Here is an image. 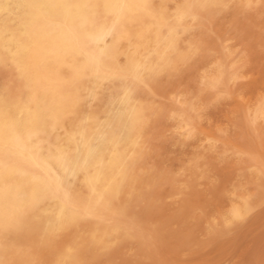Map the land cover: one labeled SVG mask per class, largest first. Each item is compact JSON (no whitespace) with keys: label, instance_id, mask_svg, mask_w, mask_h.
Returning <instances> with one entry per match:
<instances>
[{"label":"rangeland","instance_id":"rangeland-1","mask_svg":"<svg viewBox=\"0 0 264 264\" xmlns=\"http://www.w3.org/2000/svg\"><path fill=\"white\" fill-rule=\"evenodd\" d=\"M12 4L13 7L17 6L15 2ZM19 10H24L26 22L24 31L18 36L19 44L23 49L17 64L3 57L0 50V112L2 110L0 121L2 116L16 115L20 122L15 132L17 131L18 136L24 141L30 137L34 139L36 136L34 140L39 142L36 150L33 149V153L38 158L46 160L52 170L54 169L53 174L60 177L62 181L59 188L49 184L41 170L29 163L22 154L14 150V146H11L13 145L12 134L0 128V146H2L0 147V198L2 200L0 221L3 222V226H0L3 231L2 233L0 230L2 235V237L0 235V264H264V0H75V2L74 0H20ZM109 18L110 21H108ZM19 22L12 14H0V33L13 29L19 31ZM102 26L108 29V33L102 41L98 42L100 38L92 37V34L97 27ZM69 31H75L73 34L79 40V46L73 47L71 43L68 44L66 36ZM63 47L67 48V51ZM40 55L43 57L40 58L42 60L38 58ZM60 61L63 62L62 65ZM6 67L13 73L6 70ZM45 73H50V76ZM63 80H67L66 83ZM33 82H37L42 87L37 94V106L24 109L19 113L18 101L21 103L27 98L30 92L28 86ZM261 104L262 110L259 108ZM33 109L39 117V123L36 124H33L37 120L33 116ZM83 127L86 128L85 132L82 131ZM111 137H114L120 148L118 160L115 151L106 146ZM253 137L258 138L257 141L252 140ZM88 140L95 141L97 155L102 158L103 163L101 165L97 163L93 169L90 168L87 171L79 167V160L82 158V148ZM251 146L253 148L255 146V149L250 148ZM254 150L257 152L255 153ZM33 167L37 168H35L36 171ZM31 170L34 171L31 172ZM96 172L99 174L97 182L91 181V183L86 180L87 178L85 179L88 174ZM221 173L223 174L220 175ZM79 182H81L80 187ZM37 186L39 189L36 188ZM64 188L67 194L63 191ZM142 190H144L143 193ZM111 196H114V199ZM74 200L78 201L75 203ZM62 207H64V215L59 219L57 215ZM137 210L140 211L137 212ZM12 212L15 213L14 219L17 223H14L13 218H8ZM34 213L36 215H33ZM17 214L20 215L17 216ZM160 220H163V223ZM24 221L28 223V226L23 223ZM4 225H8V228ZM99 225L102 226L99 227ZM28 232L29 234L31 232L30 236ZM5 237H12L14 242L11 239L7 241ZM69 242H71L70 245ZM21 249H23L22 252ZM91 251L94 255L90 253ZM103 259H107L109 263L107 260L104 262Z\"/></svg>","mask_w":264,"mask_h":264},{"label":"bare ground","instance_id":"bare-ground-1","mask_svg":"<svg viewBox=\"0 0 264 264\" xmlns=\"http://www.w3.org/2000/svg\"><path fill=\"white\" fill-rule=\"evenodd\" d=\"M63 1V0H62ZM70 1V0H69ZM153 1V0H152ZM172 1V0H171ZM12 2H15V4H17V6L15 5L14 7L12 6L13 4H12ZM31 2V1H30ZM74 2H75V0H74ZM128 2V1H127ZM220 2V1H219ZM34 3H37V2H34ZM48 3V2H47ZM56 3V2H55ZM59 3V2H58ZM177 3H178V1H177ZM186 3H187V1H186ZM204 3H206V2H204ZM209 3V2H208ZM19 4H20V0H0V14H3V13H7V14H12L18 21H20L19 22V26H20V29H19V31L18 30H16V29H13V30H9V31H4V32H6V33H2L3 31H1V33H0V50H1V53H2V56L3 57H6V58H8V60L9 59H11L14 63L16 62V64H17V61H18V59H19V55H20V52L22 51V45H20L19 44V41H18V36L20 35V34H22V32L24 31V26H25V12H24V10H19ZM27 4V3H26ZM60 4V3H59ZM59 4H57V5H59ZM69 4V3H68ZM131 4V3H130ZM152 4V3H151ZM210 4H211V1H210ZM223 4V3H222ZM37 5V4H36ZM53 5V4H52ZM79 5V4H78ZM177 5V4H176ZM184 5V4H183ZM213 5V4H212ZM219 5H220V3H219ZM226 5V4H225ZM242 5V4H241ZM54 6V5H53ZM136 6V5H135ZM217 6H218V4H217ZM239 6V5H238ZM26 7V6H25ZM49 7V6H48ZM58 7V6H57ZM149 7H150V5H149ZM207 7V6H206ZM215 7V6H214ZM27 8V7H26ZM59 8V7H58ZM57 8V10H59V13H61L60 12V9H58ZM148 8V7H147ZM151 8V7H150ZM66 9H67V7H66ZM82 9V8H81ZM109 9H110V7H109ZM108 9V10H109ZM201 9V8H200ZM200 9H198V10H200ZM32 10H33V8H32ZM31 10V11H32ZM56 10V11H57ZM98 10V9H97ZM164 10V9H163ZM182 10V9H181ZM190 10V9H189ZM217 10V9H216ZM38 11V10H37ZM52 11V10H51ZM63 11V10H62ZM89 11V10H88ZM87 11V12H88ZM138 11V10H137ZM192 11V10H191ZM204 11V10H203ZM206 11V10H205ZM208 11V10H207ZM39 12V11H38ZM58 12V11H57ZM56 12V13H57ZM98 12V11H97ZM178 12H180L179 10H178ZM108 13V12H107ZM122 13V12H121ZM172 13V12H171ZM183 13V12H182ZM200 13H202V12H200ZM204 13V12H203ZM51 14V13H50ZM58 14V13H57ZM126 14V13H125ZM178 14V13H177ZM187 14H189L188 12H187ZM208 14H209V11H208ZM36 15V14H35ZM35 15H34V17H35ZM99 15V14H98ZM112 15V14H111ZM127 15V14H126ZM170 15V14H169ZM59 16V15H58ZM143 16V15H142ZM148 16H149V14H148ZM186 16V15H185ZM45 17V16H44ZM63 17H64V15H63ZM98 17V16H97ZM107 17H108V15H107ZM115 17V15L113 16V18ZM159 17V16H158ZM175 17H176V15H175ZM7 18V17H6ZM5 18V19H6ZM33 18V17H32ZM100 18V17H99ZM111 18V17H110ZM109 18V20L108 21H110L111 19ZM164 18V17H163ZM37 19V18H36ZM42 19V18H41ZM40 19V20H41ZM90 19V18H89ZM93 19V18H92ZM105 19V18H104ZM106 19H108V18H106ZM7 20H8V18H7ZM52 20H53V18H52ZM62 19L60 18V21H61ZM68 20H70V19H68ZM103 20V19H102ZM101 20V21H102ZM152 20V19H151ZM150 20V21H151ZM157 20V19H156ZM191 20V19H190ZM189 20V21H190ZM6 21V20H5ZM71 21V20H70ZM78 21V20H77ZM99 21V20H98ZM120 21V20H119ZM158 21V20H157ZM171 21V20H170ZM176 21V20H175ZM32 22V21H31ZM36 22V21H35ZM90 22V21H89ZM104 22V21H103ZM131 22V21H130ZM159 22V21H158ZM158 22H156V23H158ZM162 22V21H161ZM6 23V22H5ZM10 23V22H9ZM39 23H41V22H39ZM43 23V22H42ZM41 23V24H42ZM93 23V22H92ZM99 23V22H98ZM109 23V22H108ZM179 23V22H178ZM186 23V22H185ZM190 23V22H189ZM7 24V23H6ZM11 24V23H10ZM40 24V25H41ZM102 24V23H101ZM163 24V23H162ZM162 24H160V25H162ZM92 25V24H91ZM90 25V26H91ZM104 25V24H103ZM106 25H108V24H106ZM135 25V24H134ZM133 25V26H134ZM141 25V24H140ZM150 25V24H149ZM156 25V24H155ZM159 25V24H158ZM9 26V25H8ZM68 26V25H67ZM73 26V25H72ZM82 26V25H81ZM85 26V25H84ZM86 26H88V25H86ZM94 26V25H93ZM97 26H99V24H97ZM105 26V25H104ZM123 26H125V25H123ZM148 26V25H147ZM184 26V25H183ZM187 26H188V24H187ZM39 27V26H38ZM43 27V26H42ZM76 27V26H75ZM120 27V26H119ZM162 27V26H161ZM48 28V27H47ZM69 28V27H68ZM82 28V27H81ZM135 28V27H134ZM173 28H174V26H173ZM191 28V27H190ZM190 28H189V30H190ZM193 28V27H192ZM4 29V28H3ZM51 29V28H50ZM63 29V28H62ZM91 29H92V27H91ZM154 29V28H153ZM185 29V28H184ZM34 30V29H33ZM80 30V29H79ZM156 30V29H155ZM170 30V29H169ZM192 30V29H191ZM41 31V30H40ZM52 31V30H51ZM58 31V30H57ZM56 31V32H57ZM60 31V30H59ZM62 31V30H61ZM65 31V30H64ZM77 31H78V29H77ZM81 31V30H80ZM117 31H120L119 29H117ZM122 31V30H121ZM124 31V30H123ZM167 31H168V29H167ZM182 31V30H181ZM73 32H75V31H73ZM73 32L72 31H69V33L67 34V40L69 41H67L68 42V44L69 43H71V45H73V47H77V46H79V40L77 39V37H75L74 36V34H73ZM87 32V31H86ZM129 32V31H128ZM178 32V31H177ZM190 32V31H189ZM193 32V31H192ZM58 33V32H57ZM90 33V32H89ZM106 33H108V29L107 28H105V27H97L94 31H93V34H92V37H95V38H100V39H98L97 41L98 42H100V41H102L103 40V38H104V36L106 35ZM115 33V32H114ZM140 33V32H139ZM149 33V32H148ZM164 33H165V31H164ZM85 34V33H84ZM122 34V33H121ZM155 34V33H154ZM185 34V33H184ZM31 35V34H30ZM64 35V34H63ZM83 35V34H82ZM113 35V34H112ZM126 35V34H125ZM190 35V34H189ZM33 36V35H32ZM115 36V35H114ZM114 36H113V38H114ZM123 36V35H122ZM154 36V35H153ZM152 36V37H153ZM58 37V36H57ZM79 37H81V35L79 36ZM170 37H171V35H170ZM179 37H181V36H179ZM87 38V37H86ZM111 38V37H110ZM145 38H146V36H145ZM145 38H142V40H146ZM154 38V37H153ZM169 38V37H168ZM177 38V37H176ZM194 38V37H193ZM65 39V40H66ZM82 39V38H81ZM85 39V38H84ZM157 39V38H156ZM171 39H173V38H171ZM58 40V39H57ZM62 40H64V39H62ZM135 40H137V39H135ZM141 40V41H142ZM155 40V39H154ZM24 41V40H23ZM82 41V40H81ZM140 41V40H139ZM194 41V40H193ZM50 42V41H49ZM52 42V41H51ZM84 43L86 42V41H83ZM89 42V41H88ZM138 42V41H137ZM146 42V41H145ZM60 44H61V42H59ZM80 43H82V42H80ZM125 43H127V42H125ZM164 43V42H163ZM169 43V42H168ZM167 43V44H168ZM176 43V42H175ZM194 43H196V42H194ZM52 44V43H51ZM55 44H56V42H55ZM58 44V43H57ZM88 44H90V43H88ZM141 44V43H140ZM165 44V43H164ZM192 44V43H191ZM218 44V43H217ZM24 45V44H23ZM29 45V44H28ZM81 45V44H80ZM83 45V44H82ZM84 45H86V44H84ZM131 45V44H130ZM160 45V44H159ZM194 45V44H193ZM192 45V46H193ZM53 46H54V44H53ZM65 46V45H64ZM138 46V45H137ZM150 46V45H149ZM168 46H169V44H168ZM167 46V47H168ZM223 46V45H222ZM32 47H34V46H32ZM60 47H62V46H60ZM88 47H89V45H88ZM135 47V46H134ZM219 47V46H218ZM53 48V47H52ZM64 48V47H63ZM72 48V47H71ZM80 48V47H79ZM84 48H85V46H84ZM90 48V47H89ZM190 48H192V47H190ZM224 48V47H223ZM50 49V48H49ZM65 49V48H64ZM67 49V48H66ZM65 49V50H66ZM83 49V48H82ZM86 49V48H85ZM175 49V48H174ZM52 50H54V48L52 49ZM91 50V49H90ZM145 50V49H144ZM158 50V49H157ZM156 50V51H157ZM166 50V49H165ZM199 50V49H198ZM220 50V49H219ZM36 51V50H35ZM39 51V50H38ZM51 51V50H50ZM50 51H48V52H50ZM57 51H58V49H57ZM67 51V50H66ZM78 53H79V51L78 50H76ZM129 51V50H128ZM188 51H189V49H188ZM188 51H186V52H188ZM30 52V51H29ZM72 52V51H71ZM75 52V51H74ZM165 52V51H164ZM190 52V51H189ZM198 52V51H197ZM28 53V52H27ZM61 53V52H60ZM66 53H69V52H66ZM154 53V52H153ZM225 53H227V52H225ZM46 54V53H45ZM62 54H64V53H62ZM82 54H83V52H82ZM85 54V53H84ZM109 54H111V53H109ZM26 55V54H25ZM28 55V54H27ZM30 55V54H29ZM31 55H32V53H31ZM39 55V54H38ZM37 55V56H38ZM70 55V54H69ZM139 55V54H138ZM137 55V56H138ZM140 55H142V54H140ZM225 55V54H224ZM56 56V55H55ZM76 56V55H75ZM86 56V55H85ZM153 56V55H152ZM155 56V55H154ZM153 56V57H154ZM194 56V55H193ZM42 56L40 55V57H38L39 59L41 58ZM53 57V56H52ZM59 57V56H58ZM80 57V56H79ZM82 57H84L83 55H82ZM35 58V57H34ZM43 58V57H42ZM138 58V57H137ZM1 59V58H0ZM26 59V58H25ZM47 59V58H46ZM53 59V58H52ZM61 60H62V58H60ZM68 59H71V58H68ZM194 59V58H193ZM40 60H42V59H40ZM64 60V59H63ZM98 60H99V58L97 57L96 58V61L98 62ZM5 61H7V60H5ZM51 61V60H50ZM55 61V60H54ZM157 61H159V59L157 60ZM12 62V63H13ZM68 62H70V61H68ZM82 62V61H81ZM83 62H85V61H83ZM191 62H192V60H191ZM197 62V61H196ZM1 63V62H0ZM4 63V62H3ZM8 63H9V61H8ZM13 63V64H14ZM21 63V62H20ZM37 63V62H36ZM50 63V62H49ZM48 63V64H49ZM63 64V62L62 61H60V64ZM195 63V62H194ZM22 64H24V63H22ZM26 64V63H25ZM24 64V65H25ZM38 64V63H37ZM61 64V65H62ZM65 64V63H64ZM75 64H77V63H75ZM79 64V63H78ZM147 64V63H146ZM166 64V63H165ZM20 65V64H19ZM30 65H31V63H30ZM46 65V64H45ZM56 65V64H55ZM69 65V64H68ZM156 65V64H155ZM173 65V64H172ZM192 65V64H191ZM220 65H222V64H220ZM54 66V65H53ZM53 66H50V67H53ZM77 66V65H76ZM174 66V65H173ZM180 66V65H179ZM14 67V66H13ZM19 67H21V66H19ZM22 67H23V65H22ZM38 67H40V66H38ZM49 67V68H50ZM172 67V66H171ZM191 67V66H190ZM5 68V67H4ZM17 67H15V69H16ZM43 68V67H42ZM48 68V67H47ZM47 68H45V69H47ZM80 68V67H79ZM82 68V67H81ZM88 68H90V67H88ZM128 68H130V67H128ZM157 68V67H156ZM179 68H181V67H179ZM178 68V69H179ZM8 69V67H6V70ZM10 69V68H9ZM8 69V70H9ZM41 69V68H40ZM44 69V70H45ZM52 69V68H51ZM67 69H69L68 68V66H67ZM86 69V68H85ZM145 69V68H144ZM170 69V68H169ZM172 69V68H171ZM228 69V68H227ZM230 69V68H229ZM1 70V69H0ZM79 70V69H78ZM141 70V69H140ZM181 70H183V69H181ZM188 70V69H187ZM231 70V69H230ZM229 70V71H230ZM11 70H9V72H10ZM46 71V70H45ZM57 71V70H56ZM70 71V70H69ZM84 71V70H83ZM172 71V70H171ZM185 71V70H184ZM221 71V70H220ZM43 72V71H42ZM79 72V71H78ZM88 72V71H87ZM162 72V71H161ZM165 72V71H164ZM176 72V71H175ZM182 72V71H181ZM233 72V71H232ZM4 73V72H3ZM5 73H8V72H5ZM11 74L13 73L12 71L10 72ZM15 73V72H14ZM44 73V72H43ZM89 73V72H88ZM100 73H101V71H100ZM178 73V72H177ZM1 74H2V72H1ZM9 74V73H8ZM45 74H47V73H45ZM50 74V73H49ZM49 74H47V75H49ZM92 74V73H91ZM182 74V73H181ZM231 74H234V73H231ZM169 75V74H168ZM9 77H10V75H8ZM42 76V75H41ZM50 76V75H49ZM163 76V75H162ZM161 76V77H162ZM220 76V75H219ZM231 76V75H230ZM247 76V75H246ZM4 76H2V78H3ZM5 77H6V75H5ZM8 77V78H9ZM65 77V76H64ZM121 77V76H120ZM156 77V76H155ZM160 77V76H159ZM168 77V76H167ZM77 78V77H76ZM129 78H130V76H129ZM128 78V79H129ZM142 78V77H141ZM218 78V77H217ZM221 78H223V76L221 77ZM220 78V79H221ZM247 78V77H246ZM5 79V78H4ZM49 79V78H48ZM90 79V78H89ZM134 79H135V77H134ZM159 79V78H158ZM173 79V78H172ZM204 79H205V77H204ZM219 79V80H220ZM1 80V79H0ZM8 80V79H7ZM10 80V79H9ZM17 80V79H16ZM30 80V79H29ZM43 80V79H42ZM51 80V79H50ZM73 80H74V78H73ZM142 80V79H141ZM162 80V79H161ZM235 80V79H234ZM243 80V79H242ZM245 80V79H244ZM49 81V80H48ZM64 81V80H63ZM67 81V80H66ZM66 81H64L65 83H66ZM87 81V80H86ZM137 81H139L138 79H137ZM169 81H170V79H169ZM211 81V80H210ZM7 82V81H6ZM6 82L4 83L5 84V86H6ZM51 82V81H50ZM53 82V81H52ZM72 82V81H71ZM82 82V81H81ZM84 82H85V80H84ZM159 82V81H158ZM167 82V81H166ZM223 82H224V79H223ZM231 82H232V80H231ZM16 83V82H15ZM27 83V82H26ZM30 83V82H29ZM77 83H78V81H77ZM139 83V82H138ZM142 83V82H141ZM154 82H152V84H153ZM259 83V82H258ZM257 83V84H258ZM9 84V83H8ZM49 84V83H48ZM86 84V83H85ZM145 84V83H144ZM150 84V83H149ZM161 84V83H160ZM160 84H159V87H160ZM214 84V83H213ZM231 84V83H230ZM242 84H244V83H242ZM248 84V83H247ZM1 85V84H0ZM81 85V84H80ZM154 85V84H153ZM205 85V84H204ZM211 85V84H210ZM11 86V85H10ZM63 86V85H62ZM67 86V85H66ZM66 86H65V88H66ZM140 86V85H139ZM142 86V85H141ZM156 86V85H155ZM155 86H153V87H155ZM212 86V85H211ZM214 86V85H213ZM217 86V85H216ZM257 86V85H256ZM259 86V85H258ZM9 87V86H8ZM8 87H6V88H8ZM17 87V86H16ZM52 87V86H51ZM75 87H76V85H75ZM83 87V86H82ZM147 87V86H146ZM248 87H250L249 85H248ZM252 87V86H251ZM254 87H255V85H254ZM262 87H263V85H262ZM261 87V88H262ZM11 88V87H10ZM46 88H47V86H46ZM56 88V87H55ZM61 88V87H60ZM84 88V87H83ZM92 88V87H91ZM149 88V87H148ZM220 88V87H219ZM223 88V87H222ZM41 89H42V87L40 86V84H38L37 82H33L32 84H30L29 86H28V90L30 91L29 92V95L27 96V98L26 99H24V100H22V102L20 103L19 101H18V103L20 104L19 106H20V108L18 109V111H19V113L20 112H22L24 109H28V108H30L31 109V107L32 106H34L35 107V105H36V103H37V94L38 93H40V91H41ZM142 89V88H141ZM150 89V88H149ZM215 89V88H214ZM217 89V88H216ZM215 89V90H216ZM221 89V88H220ZM230 89H232L231 87H230ZM246 89H247V86H246ZM255 89V88H254ZM7 90V89H6ZM12 90V89H11ZM13 90H14V88H13ZM13 90H12V93H13ZM18 90V89H17ZM45 90V89H44ZM48 90V89H47ZM210 90V89H209ZM224 90V89H223ZM72 91V90H71ZM82 91V90H81ZM217 91V90H216ZM215 91V92H216ZM230 91V90H229ZM248 91V90H247ZM257 91V90H256ZM8 92V91H7ZM6 92V93H7ZM55 92V91H54ZM147 92V91H146ZM217 92H220V91H217ZM244 92V91H243ZM144 93H145V91H144ZM222 93H223V91H222ZM262 93V92H261ZM11 94V93H10ZM66 94V93H65ZM76 94V93H75ZM246 94H247V92H246ZM256 94V93H255ZM258 94V93H257ZM7 95V94H6ZM74 95V94H73ZM72 95V96H73ZM82 95V94H81ZM104 95V94H103ZM144 95V94H143ZM157 95V94H156ZM220 95V94H219ZM226 95V94H225ZM12 95H10V97H11ZM16 96V95H15ZM62 96V95H61ZM151 96V95H150ZM228 96V95H227ZM262 96V95H261ZM261 96H260V98H261ZM26 97V96H25ZM42 97V96H41ZM69 98H70V96H68ZM75 97V96H74ZM244 97H246V96H244ZM251 97H252V94H251ZM254 97V96H253ZM264 97V96H263ZM107 98V97H106ZM136 98V97H135ZM146 98H147V96H146ZM149 98V97H148ZM177 98V97H176ZM225 98V97H224ZM223 98V99H224ZM248 98V97H247ZM256 98V97H255ZM12 99V98H11ZM71 99H73L72 97H71ZM144 99V98H143ZM170 99V98H169ZM171 99H172V97H171ZM220 99H222V98H220ZM227 99V98H226ZM226 99H224V100H226ZM262 99V98H261ZM18 100H19V97H18ZM65 100H67V99H65ZM70 100V99H69ZM86 100V99H85ZM148 100V99H147ZM152 100V99H151ZM230 100V99H229ZM254 100V99H253ZM260 100V99H259ZM258 100V101H259ZM3 101V100H2ZM8 101V100H7ZM96 101V100H95ZM172 101V100H171ZM195 101V100H194ZM249 101H251V100H249ZM248 101V102H249ZM10 102H11V100H10ZM9 102V103H10ZM62 102V101H61ZM69 102V101H68ZM78 102V101H77ZM188 102V101H187ZM256 102V101H255ZM4 103V102H3ZM6 103V102H5ZM8 103V102H7ZM8 103V104H9ZM58 103V102H57ZM56 103V104H57ZM95 103V102H94ZM192 103V102H191ZM14 104V103H13ZM45 104V103H44ZM64 104V103H63ZM83 104H84V102H83ZM86 104V103H85ZM96 104V103H95ZM99 104V103H98ZM190 104V103H189ZM259 104H260V102H259ZM2 105V104H1ZM5 105V104H4ZM3 105V106H4ZM230 105V104H229ZM249 105V104H248ZM17 106V105H16ZM37 106V105H36ZM40 106V105H39ZM64 106V105H63ZM68 106V105H67ZM75 106V105H74ZM86 105H84V107H85ZM102 106V105H101ZM145 106V105H144ZM12 107V106H11ZM58 107H59V105H58ZM65 107V106H64ZM71 107V106H70ZM94 107H95V105H94ZM249 107H251V106H249ZM258 107H259V105H258ZM261 107H262V104L260 105V109H261ZM36 108V107H35ZM47 108V107H46ZM67 108V107H66ZM79 108V107H78ZM98 108H99V106H98ZM102 108H103V106H102ZM254 108V107H253ZM258 108V109H259ZM4 109H5V107H4ZM60 109V108H59ZM75 109H76V107H75ZM92 109V108H91ZM252 109V108H251ZM259 109V110H260ZM6 110V109H5ZM34 110V109H33ZM37 110V109H36ZM66 110V109H65ZM70 110V109H69ZM86 110V109H85ZM96 110V109H95ZM101 110V109H100ZM103 110V109H102ZM232 110V109H231ZM253 110V109H252ZM262 110V109H261ZM260 110V111H261ZM12 111V110H11ZM45 111V110H44ZM62 111V110H61ZM78 111V110H77ZM138 111V110H137ZM147 111V110H146ZM179 111V110H178ZM186 111V110H185ZM235 111V110H234ZM259 111V112H260ZM1 112H2V110H1ZM0 112V113H1ZM41 112V111H40ZM50 112V111H49ZM68 112V111H67ZM66 112V113H67ZM97 112V111H96ZM99 112V111H98ZM233 112V111H232ZM257 112V111H256ZM93 113H95V112H93ZM102 113V112H101ZM157 113H158V110H157ZM255 113V112H254ZM253 113V114H254ZM5 114H7L6 112H5ZM60 114H62V113H60ZM60 114H59V116H60ZM63 114H65V113H63ZM68 114V113H67ZM103 114V113H102ZM137 115L139 114V113H136ZM141 114V113H140ZM144 114V113H143ZM193 114V113H192ZM85 115V114H84ZM99 115H100V113H99ZM135 115V114H134ZM236 115V114H235ZM33 116H35V119H37V120H35V122L33 123V124H36V123H39L38 122V116H37V112H35V110L33 111ZM52 116V115H51ZM65 116V115H64ZM74 116H75V114H74ZM101 116V115H100ZM106 116V115H105ZM136 116V115H135ZM250 116H252V115H250ZM253 116H255V115H253ZM44 117H45V115H44ZM72 117V116H71ZM83 117V116H82ZM91 117V116H90ZM257 117V116H256ZM255 117V118H256ZM261 117H263V116H261ZM50 118V117H49ZM74 118V117H73ZM89 118V117H88ZM93 118V117H92ZM97 118V117H96ZM133 118V117H132ZM236 118V117H235ZM249 118H251V117H249ZM53 119V118H52ZM57 119H58V115H57ZM60 119H62L61 117H60ZM85 119V118H84ZM141 119V118H140ZM185 119V118H184ZM195 119V118H194ZM252 119V118H251ZM250 119V120H251ZM54 120V119H53ZM68 120V119H67ZM95 120H97V119H95ZM94 120V121H95ZM255 120V119H254ZM257 120V119H256ZM262 120V119H261ZM260 120V121H261ZM59 121H61V120H59ZM71 121V120H70ZM76 121V120H75ZM82 121V120H81ZM149 121H150V119H149ZM153 121V120H152ZM19 119H18V117L16 116V115H5V116H2V119H1V121H0V128H2V129H4V130H7V131H9L8 133L10 134H12L11 135V137H12V139H13V145H11V146H14V150H16L17 152H19L20 154H22L23 156H24V158L25 159H27L28 161H29V163H32V164H34L36 167H38L40 170H41V172L43 173V176H45L46 177V179L49 181V184H51V185H54L55 187H57V188H59V186H60V184H61V178L60 177H56L54 174H53V170H52V168H51V165L46 161V160H42V159H40V158H38L37 156H36V154H34L33 153V149H35V148H37V144H38V142H39V140H34L35 138H36V136H35V138L33 139V137H30V138H28L27 140H22V138L21 137H19L18 136V132L16 133L15 132V130H16V128H17V125L19 124ZM44 122V121H43ZM63 122V121H62ZM69 122V121H68ZM194 122V121H193ZM257 122V121H256ZM79 123V122H78ZM137 123V122H136ZM189 123V122H188ZM258 123V122H257ZM42 124V123H41ZM46 124V123H45ZM58 124V123H57ZM91 124H92V121H91ZM141 124V123H140ZM151 124V123H150ZM153 124V123H152ZM24 125V124H23ZM70 125H71V123H70ZM142 125V124H141ZM184 125V124H183ZM203 125V124H202ZM263 125V124H262ZM39 126H40V124H39ZM80 126V125H79ZM89 126H90V124H89ZM152 126V125H151ZM189 126V125H188ZM198 126V125H197ZM242 126H244V125H242ZM241 126V127H242ZM252 126V125H251ZM256 126H258V125H256ZM35 128H37V126H34ZM72 127V126H71ZM74 127V126H73ZM144 127H145V125H144ZM148 127V126H147ZM153 127V126H152ZM34 128V129H35ZM51 128V127H50ZM65 128V127H64ZM79 128H81V127H79ZM88 128V127H87ZM146 128V127H145ZM203 128V127H202ZM207 128H208V126H207ZM212 128V127H211ZM236 128H238V127H236ZM243 128V127H242ZM264 128V127H263ZM52 129V128H51ZM68 129H70V128H68ZM86 128L85 127H83V129H82V131L83 132H85L86 130H85ZM146 129H148V128H146ZM205 129V128H204ZM41 130V129H40ZM44 130V129H43ZM48 130V129H47ZM64 130V129H63ZM91 130H92V128H91ZM137 130V129H136ZM254 130V129H253ZM29 131V130H28ZM49 131V130H48ZM51 131V130H50ZM55 131V130H54ZM70 131V130H69ZM88 131H89V129H88ZM209 131V130H208ZM213 131V130H212ZM36 132H37V130H36ZM73 132V131H72ZM145 132V131H144ZM194 132V131H193ZM196 132V131H195ZM260 132H261V130H260ZM27 133V132H26ZM33 133H35V132H33ZM53 133V132H52ZM58 133V132H57ZM148 133V132H147ZM187 133V132H186ZM196 133H198V132H196ZM210 133V132H209ZM254 133V132H253ZM24 134V133H23ZM53 134H55V133H53ZM75 134V133H74ZM135 134V133H134ZM143 134H145V133H143ZM211 134V133H210ZM233 134V133H232ZM232 134H230V135H232ZM264 134V133H263ZM30 135H32V134H30ZM44 135H45V133H44ZM52 135V134H51ZM189 135V134H188ZM34 136V135H33ZM85 136H87L86 134H85ZM195 136V135H194ZM197 136V135H196ZM251 136V135H250ZM88 137V136H87ZM86 137V138H87ZM156 137V136H155ZM263 137V136H262ZM38 138V137H37ZM85 138V137H84ZM208 138V137H207ZM216 138V137H215ZM219 138V137H218ZM227 138V137H226ZM254 139H252V140H255L256 138L255 137H253ZM45 139V138H44ZM210 139V138H209ZM230 139V138H229ZM236 139V138H235ZM258 139V138H257ZM257 139H256V141H257ZM52 140V139H51ZM64 140V139H63ZM231 140H232V138H231ZM261 140V139H260ZM259 140V141H260ZM53 141H55V140H53ZM153 141V140H152ZM211 141V140H210ZM237 141H239V139H237ZM248 141V140H247ZM256 141H253V142H256ZM258 141V142H259ZM11 142V141H10ZM45 142V141H44ZM71 142V141H70ZM204 142H205V140H204ZM262 143H263V141H261ZM4 143V142H3ZM8 143V142H7ZM56 143V142H55ZM59 143V142H58ZM72 143V142H71ZM152 143V142H151ZM257 143V142H256ZM261 143V144H262ZM43 144V143H42ZM47 144V143H46ZM49 144V143H48ZM105 144V143H104ZM242 144V143H241ZM246 144V143H245ZM249 144V143H248ZM254 144V143H253ZM264 144V143H263ZM262 144V145H263ZM44 145V144H43ZM50 145V144H49ZM59 145V144H58ZM61 145V144H60ZM212 145V144H211ZM221 145V144H220ZM247 145V144H246ZM258 145H259V143H258ZM5 146V145H4ZM8 146V145H7ZM55 146H56V144H55ZM71 146H72V144H71ZM83 146V145H82ZM106 146L108 147V148H110V150H112V151H115V154L117 155V160L119 159V155H120V148H119V145H118V142L114 139V137H111V138H109L108 139V141H107V144H106ZM215 146V145H214ZM232 146V145H231ZM0 147H2V146H0ZM6 147V146H5ZM59 147H61V146H59ZM211 148L213 147V146H210ZM220 147V146H219ZM263 147V146H262ZM7 148V147H6ZM5 148V149H6ZM9 148V147H8ZM12 148V147H11ZM53 148V147H52ZM58 148V147H57ZM65 148V147H64ZM71 148V147H70ZM223 148V147H222ZM242 148V147H241ZM250 148H253L252 146L250 147ZM3 149H4V147H3ZM4 149V150H5ZM49 149V148H48ZM60 149V148H59ZM66 149V148H65ZM220 149H221V147H220ZM253 149H255V146H254V148ZM262 149V148H261ZM7 151H8V149H6ZM36 150V149H35ZM44 150H46V149H44ZM51 150V149H50ZM124 150V149H123ZM122 150V151H123ZM136 150V149H135ZM260 150V149H259ZM258 150V151H259ZM263 150V149H262ZM0 151H1V149H0ZM3 151V150H2ZM47 151V150H46ZM62 151V150H61ZM108 151V150H107ZM251 151H253V150H251ZM5 152V151H4ZM17 152H15L16 154H17ZM38 152V151H37ZM54 152V151H53ZM52 152V153H53ZM206 152V151H205ZM217 152V151H216ZM254 152H255V150H254ZM257 152V151H256ZM255 152V153H256ZM1 153V152H0ZM7 153V152H6ZM41 153V152H40ZM82 158L79 160V167L83 170V169H85V170H87L88 171V169H90V168H92L93 169V167L98 163L99 165H101L102 163H103V160H102V158H100L99 157V155H97V145H96V143H95V141L94 140H88L87 142H86V145H85V147H83L82 148ZM210 153V152H209ZM261 153L263 154V152L261 151ZM38 154V153H37ZM44 154V153H43ZM234 154V153H233ZM257 154H259V153H257ZM261 154V155H262ZM15 155V154H14ZM14 155H13V157H14ZM19 155V154H18ZM106 155H108V154H106ZM124 154H122V156H123ZM204 155V154H203ZM218 155V154H217ZM220 155V154H219ZM264 155V154H263ZM16 156V155H15ZM40 156H41V154H40ZM209 156V155H208ZM224 156V155H223ZM222 156V157H223ZM237 156V155H236ZM258 156H260V154L258 155ZM2 157V156H1ZM7 157V156H6ZM9 157V156H8ZM50 157V156H49ZM55 157V156H54ZM238 157H239V155H238ZM264 157V156H263ZM5 158V157H4ZM3 158V159H4ZM18 158V157H17ZM192 158H194V156L192 157ZM202 158H205V157H202ZM207 158V157H206ZM220 158V157H219ZM262 158V157H261ZM13 159V158H12ZM20 159V158H19ZM64 159H66V158H64ZM129 159V158H128ZM128 159H127V161H128ZM137 159H139V158H137ZM214 159H216V158H214ZM225 159V158H224ZM233 159H235V158H233ZM240 159H241V156H240ZM246 159V158H245ZM244 159V160H245ZM11 160V159H10ZM22 160V159H21ZM154 160V159H153ZM203 160V159H202ZM237 160V159H236ZM6 161V160H5ZM4 161V162H5ZM138 161V160H137ZM220 161H222V160H220ZM20 162V161H19ZM156 162V161H155ZM223 162H224V160H223ZM231 162H232V160H231ZM8 163V162H7ZM10 163V162H9ZM14 163V162H13ZM22 163H23V161H22ZM26 163H28V162H26ZM157 163V162H156ZM155 163V164H156ZM15 164V163H14ZM109 164V163H108ZM193 164V163H192ZM231 164V163H230ZM5 165H7V164H5ZM17 165V164H16ZM15 165V166H16ZM28 165V164H27ZM56 165V164H55ZM199 165V164H198ZM197 165V166H198ZM8 166V165H7ZM12 166H14V165H12ZM14 166V167H15ZM28 166H30V165H28ZM77 166V165H76ZM133 166V165H132ZM221 166V165H220ZM4 167V166H3ZM35 167V168H36ZM53 167V166H52ZM187 167V166H186ZM222 167H223V165H222ZM22 168V167H21ZM23 168H24V166H23ZM34 168V167H33ZM32 168V169H33ZM34 168V169H35ZM126 168V167H125ZM201 168V167H200ZM224 168V167H223ZM26 169H28V168H26ZM37 169V168H36ZM36 169H35V171H36ZM80 169V170H81ZM105 169V168H104ZM103 169V170H104ZM158 169V168H157ZM161 169V168H160ZM14 170V169H13ZM109 170V169H108ZM163 170V169H162ZM184 170H185V168H184ZM191 170V169H190ZM192 170H193V168H192ZM201 170V169H200ZM28 171V170H27ZM32 171H34V170H31V172ZM38 171V170H37ZM107 171V170H106ZM158 171V170H157ZM194 171H195V169H194ZM8 172H9V170H8ZM11 172V171H10ZM31 172H28V173H31ZM193 172V171H192ZM200 172V171H199ZM211 172V171H210ZM251 172V171H250ZM107 173V172H106ZM123 173H124V171H123ZM166 173V172H165ZM198 173V172H197ZM226 173V172H225ZM225 173H224V175H225ZM253 173V172H252ZM37 174V173H36ZM85 174V173H84ZM83 174V175H84ZM108 174V173H107ZM121 174V173H120ZM168 174V173H167ZM166 174V175H167ZM184 174V173H183ZM185 174H187V172H185ZM200 174V173H199ZM198 174V175H199ZM203 174V173H202ZM223 173H221L220 175H222ZM245 174V173H244ZM249 174V173H248ZM255 174V173H254ZM39 175H41V174H39ZM159 175H161V173L159 174ZM188 175V174H187ZM247 175V174H246ZM86 176V175H85ZM118 176H120V175H118ZM133 176H134V174H133ZM168 176V175H167ZM180 176H181V174H180ZM197 176V175H196ZM209 176V175H208ZM233 176V175H232ZM238 176V175H237ZM242 176V175H241ZM252 176H253V174H252ZM256 176V175H255ZM39 177V176H38ZM78 177V176H77ZM164 177V176H163ZM171 177H172V175H171ZM210 177H211V175H210ZM230 177V176H229ZM229 177H227V179H229ZM234 177V176H233ZM243 177V176H242ZM78 178H80V177H78ZM87 178V179H86ZM103 178V177H102ZM121 178V177H120ZM188 178V177H187ZM200 178V177H199ZM208 178V177H207ZM247 178H248V176H247ZM254 178V177H253ZM38 179H40V178H38ZM38 179H37V181H38ZM85 179L87 180V181H89V182H91V181H95V182H97L98 181V179H99V174L96 172L95 174H88V176L87 177H85ZM164 179V178H163ZM167 179V178H166ZM170 179V178H169ZM175 179V178H174ZM206 178L204 177V180H205ZM243 179V178H242ZM241 179V180H242ZM72 180V179H71ZM152 180V179H151ZM159 180V179H158ZM198 180H200V179H198ZM234 180V179H233ZM235 180H237V178H235ZM239 180V179H238ZM31 181V180H30ZM36 181V182H37ZM41 181H42V179H41ZM119 181V180H118ZM122 181V180H121ZM129 181V180H128ZM135 181V180H134ZM229 181V180H228ZM231 181V180H230ZM72 182V181H71ZM101 182V181H100ZM116 179H115V184H116ZM163 182V181H162ZM165 182V181H164ZM174 182H175V180H174ZM210 182V181H209ZM34 183V182H33ZM41 183V182H40ZM43 183V182H42ZM41 183V184H42ZM47 183V182H46ZM74 183V182H73ZM80 183L81 182H79V187H80ZM85 183H86V181H85ZM92 183V182H91ZM157 183V182H156ZM213 183V182H212ZM211 183V184H212ZM233 183V182H232ZM237 183V182H236ZM44 184V183H43ZM71 184V183H70ZM84 184V183H83ZM87 184V183H86ZM113 184V183H112ZM137 184V183H136ZM147 184V183H146ZM153 184V183H152ZM230 184V183H229ZM33 185V184H32ZM38 185V184H37ZM119 185H121L120 183H119ZM233 185H234V183H233ZM232 185V186H233ZM40 186H42V185H40ZM86 186V185H85ZM103 186V185H102ZM115 186V185H114ZM143 186H144V183H143ZM146 186V185H145ZM211 186V185H210ZM236 186V185H235ZM76 187V186H75ZM98 187V186H97ZM187 187V186H186ZM36 188H38V186L36 187ZM35 188V189H36ZM45 188V187H44ZM83 188V187H82ZM81 188V189H82ZM129 188V187H128ZM154 188V187H153ZM185 188V187H184ZM34 189V190H35ZM39 189V188H38ZM37 189V190H38ZM80 189V190H81ZM110 189H112V187L110 188ZM124 189H126V187L124 188ZM131 189V188H130ZM46 190H48V189H46ZM88 190V189H87ZM93 190V189H92ZM98 190V189H97ZM149 190V189H148ZM10 191H11V189H10ZM33 191V190H32ZM53 191H55L54 189H53ZM63 191L65 192V188L63 189ZM77 191V190H76ZM143 191L144 190H142V193H143ZM9 192V191H8ZM16 192V191H15ZM34 192V191H33ZM39 192V191H38ZM61 192V191H60ZM71 192V191H70ZM73 192H75V191H73ZM78 192V191H77ZM119 192H121L120 190H119ZM149 192V191H148ZM161 192V191H160ZM229 192V191H228ZM50 193V192H49ZM48 193V194H49ZM53 193V192H52ZM57 193V192H56ZM66 193V192H65ZM81 193V192H80ZM84 193V192H83ZM94 193V192H93ZM98 193H100V192H98ZM116 193V192H115ZM123 193H124V191H123ZM123 193H121V194H123ZM140 193V192H139ZM152 193V192H151ZM14 194V193H13ZM67 194V193H66ZM120 194V195H121ZM161 194V193H160ZM160 194H159V196H160ZM10 195V194H9ZM36 195H37V193H36ZM50 195V194H49ZM72 195H75V194H72ZM71 195V196H72ZM80 195V194H79ZM78 195V196H79ZM105 195H107V194H105ZM110 195V194H109ZM124 195V194H123ZM122 195V196H123ZM0 196H1V194H0ZM34 196V195H33ZM32 196V197H33ZM54 196H56L55 194H54ZM85 196V195H84ZM119 196V195H118ZM66 197V196H65ZM74 197V196H73ZM80 197V196H79ZM78 197V198H79ZM86 197V196H85ZM103 197V196H102ZM108 197V196H107ZM113 199H114V196H111ZM126 197V196H125ZM127 197H128V195H127ZM162 197V196H161ZM12 198V197H11ZM14 198V197H13ZM21 198H22V196H21ZM56 198V197H55ZM91 198V197H90ZM93 198H95V197H93ZM109 198H110V196H109ZM122 198V197H121ZM129 198V197H128ZM133 198V197H132ZM141 198V197H140ZM139 198V199H140ZM143 198V197H142ZM57 199V198H56ZM63 199H64V197H63ZM71 199V198H70ZM76 199V198H75ZM79 199H81V198H79ZM82 199H83V197H82ZM87 199V198H86ZM103 199V198H102ZM108 199V198H107ZM119 199V198H118ZM125 199V198H124ZM138 199V198H137ZM144 199V198H143ZM222 199V198H221ZM231 199V198H230ZM22 200V199H21ZM24 200V199H23ZM22 200V201H23ZM49 200H51V199H49ZM69 200V199H68ZM73 200V199H72ZM109 200V199H108ZM107 200V201H108ZM1 198H0V203H1ZM15 201V200H14ZM25 201V200H24ZM36 201V200H35ZM78 201V200H77ZM76 201V202H77ZM103 201H104V199H103ZM135 201V200H134ZM232 201H234V200H232ZM66 202V201H65ZM71 201H69V203H70ZM74 202H75V200H74ZM75 202V203H76ZM81 202V201H80ZM90 202H92V201H90ZM109 202V201H108ZM119 202H120V200H119ZM133 201H131V203H132ZM147 202V201H146ZM236 202V201H235ZM3 203V202H2ZM27 203V202H26ZM61 203H62V201H61ZM64 203V202H63ZM101 203V202H100ZM107 203V202H106ZM123 203V202H122ZM137 203H139V202H137ZM163 203V202H162ZM13 204V203H12ZM25 204V203H24ZM45 204H46V202H45ZM50 204V203H49ZM81 203H79V205H80ZM90 204V203H89ZM159 204V203H158ZM219 204V203H218ZM67 205V204H66ZM70 205V204H69ZM104 205V204H103ZM106 205V204H105ZM121 205V204H120ZM137 205V204H136ZM142 205V204H141ZM8 206V205H7ZM14 206V205H13ZM18 206V205H17ZM32 206V205H31ZM42 206V205H41ZM44 206H47V205H44ZM54 206V205H53ZM74 206H76V205H74ZM78 206V205H77ZM102 206V205H101ZM101 206H100V208H101ZM117 206V205H116ZM138 206H140V205H138ZM142 206H144V205H142ZM154 206V205H153ZM222 206V205H221ZM223 206H225V204L223 205ZM222 206V207H223ZM3 207V206H2ZM24 207V206H23ZM38 207V206H37ZM40 207V206H39ZM79 207V206H78ZM141 207V206H140ZM159 207V206H158ZM171 207V206H170ZM219 207V206H218ZM227 207H229V206H227ZM16 208V207H15ZM29 208V207H28ZM104 208V207H103ZM122 208V207H121ZM131 208V207H130ZM160 208V207H159ZM169 208V207H168ZM24 209V208H23ZM25 209H27V208H25ZM32 209V208H31ZM39 209V208H38ZM56 209V208H55ZM109 209V208H108ZM107 209V210H108ZM123 209H124V206H123ZM140 209V208H139ZM145 208H143V210H144ZM149 209V208H148ZM227 209V208H226ZM20 210V209H19ZM22 210V209H21ZM36 210V209H35ZM40 210V209H39ZM39 210H38V212H39ZM71 210V209H70ZM75 210V209H74ZM98 209H96V211H97ZM117 210H119V209H117ZM125 210V209H124ZM130 210V209H129ZM224 211H225V208L223 209ZM8 211V210H7ZM14 211H16V210H14ZM31 211V210H30ZM72 211V210H71ZM86 211H88V210H86ZM126 211V210H125ZM132 211V210H131ZM130 211V212H131ZM133 211H135L134 209H133ZM140 211V210H139ZM138 210H137V212H139ZM150 211V210H149ZM148 211V212H149ZM153 211V210H152ZM170 211V210H169ZM221 211V210H220ZM223 211V212H224ZM9 212V211H8ZM19 212V211H18ZM24 212H25V210H24ZM74 212V211H73ZM79 212V211H78ZM94 212V211H93ZM108 212V211H107ZM109 212H110V210H109ZM124 212V211H123ZM122 212V213H123ZM141 212H142V210H141ZM146 215H147V208H146ZM231 212V211H230ZM21 213V212H20ZM31 213H32V211H31ZM37 213V212H36ZM48 213V212H47ZM64 213V207H62L61 209H60V211L58 212V215H57V218H59V219H61V217L64 215L63 214ZM70 214H71V212H69ZM69 213H68V215H69ZM75 213H77L76 211H75ZM75 213H73V214H75ZM129 213V212H128ZM156 213V212H155ZM167 213V212H166ZM227 213V212H226ZM225 213V214H226ZM27 214V213H26ZM38 214V213H37ZM91 214H92V212H91ZM110 214V213H109ZM112 214V213H111ZM114 214V213H113ZM125 214V213H124ZM134 214H136L135 212L133 213V215ZM142 214V213H141ZM196 214V213H195ZM20 214H17V216H19ZM22 215V214H21ZM24 215V214H23ZM33 215H36L35 213L33 214ZM77 215H79V214H77ZM88 215V214H87ZM105 215V214H104ZM108 215V214H107ZM145 215V216H146ZM151 215V214H150ZM153 215V214H152ZM9 216L10 217H8V218H13L14 219V217H15V213H11V214H9ZM25 216H27V215H25ZM31 216V215H30ZM29 216V217H30ZM75 216V215H74ZM128 216V215H127ZM135 216V215H134ZM138 216V215H137ZM155 217H156V215H154ZM5 218H6V215L4 216ZM21 217V216H20ZM23 217V219H24V216H22ZM41 217V216H40ZM70 217V215L68 216V218ZM80 217V216H79ZM88 217V216H87ZM139 217V216H138ZM151 217V216H150ZM216 217V216H215ZM7 218V219H8ZM26 218V217H25ZM89 218V217H88ZM129 218H131L130 216H129ZM135 218V217H134ZM134 218H133V220H134ZM145 217H143V219H144ZM158 218V217H157ZM202 218V217H201ZM28 219H30V218H28ZM102 219V218H101ZM137 219V218H136ZM136 219H135V221H136ZM146 219V218H145ZM163 219V218H162ZM223 219V218H222ZM5 220V219H4ZM20 220H22V219H20ZM36 220V219H35ZM43 220V219H42ZM121 220V219H120ZM138 220H139V218H138ZM164 220V219H163ZM163 220H160V221H162V223H163ZM216 220V219H215ZM13 221V220H12ZM14 221H15V219H14ZM13 221V222H14ZM25 221H26V219H25ZM23 222V223H26V222ZM28 221V220H27ZM33 221V220H32ZM86 221V220H85ZM141 221V220H140ZM139 221V222H140ZM151 221H152V219H151ZM156 221V220H155ZM154 221V222H155ZM159 221V222H160ZM223 221V220H222ZM9 222L11 223V219H9ZM29 222V221H28ZM36 221H34V223H35ZM101 222V221H100ZM137 222V221H136ZM138 222V223H139ZM217 222V221H216ZM234 222V221H233ZM10 223H9V225H10ZM14 223H17L16 221L14 222ZM20 223V222H19ZM22 223V222H21ZM30 223V222H29ZM85 223V222H84ZM90 223V222H89ZM103 223V222H102ZM105 223H107V222H105ZM166 223V222H165ZM219 223H221V221L219 222ZM3 224V222H1L0 221V226ZM27 224V226H28V223H26ZM36 224V223H35ZM87 224H88V222H87ZM94 224V223H93ZM96 224H97V221H96ZM114 224V223H113ZM144 224V223H143ZM143 224H142V227H143ZM160 224H161V222H160ZM178 224V223H177ZM176 224V225H177ZM206 224V223H205ZM234 224V223H233ZM235 224H236V222H235ZM12 225V224H11ZM14 225V224H13ZM34 225V224H33ZM84 225V224H83ZM90 225V224H89ZM88 225V226H89ZM92 225V224H91ZM112 225V224H111ZM120 225V224H119ZM128 225V224H127ZM145 225V224H144ZM148 225V224H147ZM161 225H163V224H161ZM166 225V224H165ZM200 225V224H199ZM212 225V224H211ZM3 226V225H2ZM4 226H6V225H4ZM34 226H36V225H34ZM34 226H32V227H34ZM100 226H102V225H99V227ZM123 226V225H122ZM139 226V225H138ZM151 226V225H150ZM154 226V225H153ZM157 226V225H156ZM156 226H154V227H156ZM10 227V226H9ZM14 227H16L15 225H14ZM14 227H12V228H14ZM24 227V226H23ZM39 227V226H38ZM81 227V226H80ZM92 227H93V225H92ZM152 227V226H151ZM160 227H162V226H160ZM167 227V226H166ZM165 227V228H166ZM240 226H238V228H239ZM6 228H8V225L6 226ZM26 228H28V227H26ZM67 228V227H66ZM85 228V227H84ZM87 228V227H86ZM119 228V227H118ZM170 228V227H169ZM240 228H242V227H240ZM15 229V228H14ZM20 229H22V228H20ZM34 229V228H33ZM32 229V230H33ZM35 229H37V228H35ZM40 229V228H39ZM71 229H72V227H71ZM122 229V228H121ZM159 229V228H158ZM170 229H172V228H170ZM178 229V228H177ZM202 229V228H201ZM230 229V228H229ZM0 230H1V227H0ZM4 230V229H3ZM9 230H11V229H9ZM8 230V231H9ZM69 230V229H68ZM81 230V229H80ZM100 230V229H99ZM114 230V229H113ZM160 230V229H159ZM163 230V229H162ZM161 230V231H162ZM214 230V229H213ZM220 230V229H219ZM223 230H224V228H223ZM2 231V230H1ZM5 231V230H4ZM15 231H16V229H15ZM14 231V232H15ZM28 231H29V229H28ZM34 231H36V230H34ZM71 231V230H70ZM82 231H84V229H82ZM88 231V230H87ZM91 231V230H90ZM90 231H88V232H90ZM122 231H125V230H122ZM130 231V230H129ZM137 231V230H136ZM169 231V230H168ZM167 231V232H168ZM177 231V230H176ZM179 231V230H178ZM222 231V230H221ZM225 231V230H224ZM232 231V230H231ZM240 231V230H239ZM14 232H12V233H14ZM16 232H18V231H16ZM25 233H26V231H24ZM23 232V233H24ZM41 232H42V230H41ZM66 232V231H65ZM72 232V231H71ZM132 232V231H131ZM164 232V231H163ZM166 232V233H167ZM210 232V231H209ZM223 232V231H222ZM2 233H3V231H2ZM11 233V232H10ZM11 233V234H12ZM18 233H20V232H18ZM68 233V232H67ZM78 233V232H77ZM112 233V232H111ZM133 233V232H132ZM135 233H137V232H135ZM174 233V232H173ZM218 233V232H217ZM216 233V234H217ZM28 234H29V232H28ZM30 234H31V232H30ZM30 234H29V236H30ZM44 234V233H43ZM71 234V233H70ZM74 234H76V233H74ZM108 234H110V232L108 233ZM121 234H122V232H121ZM125 234V233H124ZM124 234H123V236H124ZM158 234H160V233H158ZM222 234V233H221ZM1 235V234H0ZM14 235V234H13ZM20 235V234H19ZM19 235L17 236V237H19ZM35 235V234H34ZM78 235H79V233H78ZM83 235V234H82ZM81 235V236H82ZM135 234H133V236H134ZM170 235V234H169ZM173 235V234H172ZM179 235V234H178ZM185 235V234H184ZM183 235V236H184ZM223 235V234H222ZM229 235H231V234H229ZM7 236V235H6ZM9 236V235H8ZM16 236V235H15ZM28 236V235H27ZM26 236V238H28ZM62 236V235H61ZM165 236V235H164ZM219 236H220V233H219ZM218 236V237H219ZM1 237H2V235H1ZM0 237V238H1ZM22 237V236H21ZM25 237V236H24ZM23 237V238H24ZM69 236H67V238H68ZM83 237V236H82ZM135 237V236H134ZM171 237V236H170ZM178 237V236H177ZM40 238V237H39ZM118 238V237H117ZM139 238H141V237H139ZM174 238H176V236L174 237ZM228 238V237H227ZM232 238V237H231ZM5 239L7 240V239H11V241H13L14 242V240H12V237L11 238H7V237H5ZM66 239V238H65ZM92 239V238H91ZM107 239V238H106ZM136 239V238H135ZM149 239V238H148ZM179 239V238H178ZM216 239V238H215ZM1 240V239H0ZM3 240V239H2ZM9 240H7V241H9ZM15 240H16V238H15ZM22 240V239H21ZM24 240H27V239H25L24 238ZM81 240V239H80ZM102 240V239H101ZM127 240V239H126ZM132 240H134V239H132ZM174 240V239H173ZM4 241V240H3ZM3 241H1V243L3 242ZM23 241V240H22ZM36 241V240H35ZM35 241H33V242H35ZM60 241V240H59ZM62 241V240H61ZM67 241H68V239H67ZM73 241V240H72ZM116 241H118V240H116ZM125 241V240H124ZM19 242V241H18ZM29 242V241H28ZM42 242V241H41ZM93 242V241H92ZM119 242H121V241H119ZM15 243H17V242H15ZM20 243V242H19ZM44 243H45V241H44ZM74 243V242H73ZM93 243H95V241L93 242ZM101 243V242H100ZM106 243V242H105ZM186 243V242H185ZM190 243V242H189ZM8 244V243H7ZM6 244V245H7ZM18 244V243H17ZM25 244H26V241H25ZM34 244V243H33ZM42 244V243H41ZM60 244V243H59ZM71 244V242H69V245ZM107 244V243H106ZM106 244L104 245L105 247H106ZM115 244V243H114ZM117 244H118V242H117ZM127 244V243H126ZM132 244V243H131ZM138 244V243H137ZM188 244V243H187ZM30 245V244H29ZM36 245V244H35ZM43 245V244H42ZM48 245V244H47ZM95 245V244H94ZM110 245V244H109ZM108 245V246H109ZM127 245H129L130 246V244H127ZM174 245V244H173ZM189 245V244H188ZM26 246H28V245H26ZM49 246V245H48ZM126 246V245H125ZM128 246V247H129ZM23 247V246H22ZM21 247V248H22ZM30 247H33V246H30ZM36 247V246H35ZM52 247V246H51ZM121 247V246H120ZM131 248H132V246H130ZM137 247V246H136ZM184 247V246H183ZM186 247H190V246H186ZM223 247V246H222ZM29 248V247H28ZM47 248V247H46ZM50 248V247H49ZM98 248H100L99 246H98ZM98 248H96V249H98ZM124 248V247H123ZM138 248H140L139 247V244H138ZM192 248V247H191ZM190 248V249H191ZM25 250L27 249L26 247L24 248ZM77 249V248H76ZM92 249H94V247H92ZM104 249V248H103ZM109 249V248H108ZM133 249V248H132ZM193 249V248H192ZM195 249V248H194ZM22 250L23 249H21V252H22ZM31 250V249H30ZM50 250H52V249H50ZM58 250V249H57ZM110 250V249H109ZM117 250V249H116ZM140 250H141V248H140ZM144 250V249H143ZM188 250V249H187ZM225 250V249H224ZM3 251V250H2ZM1 251V252H2ZM5 251V250H4ZM27 251V250H26ZM54 251V250H53ZM96 251V250H95ZM101 251V250H100ZM106 251V250H105ZM189 251V250H188ZM193 251V250H192ZM16 252H17V250H16ZM30 251H28V253H29ZM39 252H40V250H39ZM45 252H46V250H45ZM55 252V251H54ZM64 252V251H63ZM62 252V253H63ZM69 252V251H68ZM74 252V251H73ZM80 252V251H79ZM113 252V251H112ZM111 252V253H112ZM118 251H116V253H117ZM126 252V251H125ZM132 252V251H131ZM131 252H130V255H131ZM180 252H182V251H180ZM185 252V251H184ZM190 252V251H189ZM194 252V251H193ZM197 252V251H196ZM209 252V251H208ZM31 253H32V251H31ZM78 253V252H77ZM81 253V252H80ZM83 253V252H82ZM90 253H92V251L90 252ZM97 253V252H96ZM96 253H95V255H96ZM128 253V252H127ZM183 253V252H182ZM186 253H188L187 251H186ZM195 253V252H194ZM239 253V252H238ZM23 254V253H22ZM22 254H21V256H22ZM25 254V253H24ZM37 254V253H36ZM50 254V253H49ZM56 254V253H55ZM61 254V253H60ZM66 254V253H65ZM74 254V253H73ZM84 254V253H83ZM93 255H94V253H92ZM100 254H101V252H100ZM103 254H105L104 252H103ZM122 254H123V252H122ZM134 254H136V253H134ZM138 254L140 255V252H138ZM39 255V254H38ZM57 255V254H56ZM92 255V256H93ZM106 255H107V253H106ZM129 255V256H130ZM182 255V254H181ZM189 255V254H188ZM193 255V254H192ZM207 255V254H206ZM209 255V254H208ZM46 256V255H45ZM87 256V255H86ZM104 256V255H103ZM113 256V255H112ZM117 256H118V254H117ZM122 256V255H121ZM134 256V255H133ZM144 256V255H143ZM195 256V255H194ZM197 256V255H196ZM1 257V256H0ZM26 257V256H25ZM39 257V256H38ZM77 257V256H76ZM82 257V256H81ZM97 257H101V256H97ZM105 257V256H104ZM114 257V256H113ZM132 257V256H131ZM136 257V256H135ZM182 257H183V255H182ZM201 257V256H200ZM31 258H32V256H31ZM91 258V257H90ZM96 258V257H95ZM121 258V257H120ZM133 258V257H132ZM143 258H145V257H143ZM186 258V257H185ZM242 258V257H241ZM25 259V258H24ZM36 259V258H35ZM34 259V260H35ZM39 259V258H38ZM55 259V258H54ZM107 259H109V258H107ZM106 259V260H107ZM133 259H135V258H133ZM132 259V260H133ZM190 259V258H189ZM26 260H28V259H26ZM44 260H46V259H44ZM48 260H50V259H48ZM47 260V261H48ZM53 260V259H52ZM52 260H51V262H52ZM56 260V259H55ZM74 260V259H73ZM86 260V259H85ZM106 260H104L103 259V261L105 262ZM115 260H117V259H115ZM195 260V259H194ZM200 260V259H199ZM37 261V260H36ZM43 261V260H42ZM72 261V260H71ZM108 261V260H107ZM120 261V260H119ZM136 261V260H135ZM197 261V260H196ZM195 261V262H196ZM238 261V260H237ZM28 262V261H27ZM46 261H44V263H45ZM236 262V261H235ZM26 263V262H25ZM33 263V262H32ZM41 263V262H40ZM43 263V262H42ZM72 263V262H71ZM108 263H109V261H108ZM114 263V262H113ZM130 263H131V261H130ZM194 263V262H193ZM196 263H198V262H196ZM27 264V263H26ZM36 264V263H35ZM52 264V263H51ZM73 264V263H72ZM90 264V263H89ZM101 264V263H100ZM125 264V263H124ZM129 264V263H128ZM132 264V263H131ZM210 264H212V263H210ZM216 264V263H215ZM235 264V263H234Z\"/></svg>","mask_w":264,"mask_h":264}]
</instances>
